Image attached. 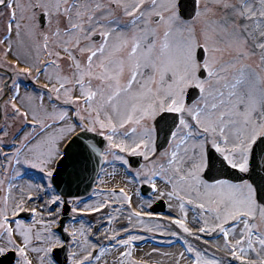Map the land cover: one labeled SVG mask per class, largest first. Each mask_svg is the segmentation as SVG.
<instances>
[{"label": "snow or ice", "instance_id": "6c2138e0", "mask_svg": "<svg viewBox=\"0 0 264 264\" xmlns=\"http://www.w3.org/2000/svg\"><path fill=\"white\" fill-rule=\"evenodd\" d=\"M0 264H264V0H0Z\"/></svg>", "mask_w": 264, "mask_h": 264}, {"label": "bare ground", "instance_id": "6f19581e", "mask_svg": "<svg viewBox=\"0 0 264 264\" xmlns=\"http://www.w3.org/2000/svg\"><path fill=\"white\" fill-rule=\"evenodd\" d=\"M142 249H143V252H150L152 247L147 246V247H143Z\"/></svg>", "mask_w": 264, "mask_h": 264}]
</instances>
